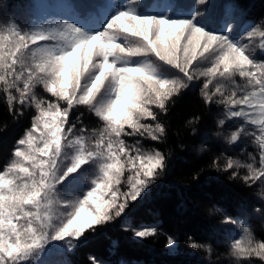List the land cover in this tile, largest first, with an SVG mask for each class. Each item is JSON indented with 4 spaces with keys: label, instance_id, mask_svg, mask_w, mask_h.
I'll return each instance as SVG.
<instances>
[{
    "label": "snow or ice",
    "instance_id": "1",
    "mask_svg": "<svg viewBox=\"0 0 264 264\" xmlns=\"http://www.w3.org/2000/svg\"><path fill=\"white\" fill-rule=\"evenodd\" d=\"M163 3V11H156L160 0H148L147 6L145 0H111L105 15L100 5L75 0L72 16L54 27L23 31L13 25L10 40L0 36V68L4 70L0 83L5 91L14 89L19 94L17 99L9 93L10 104L17 100L22 108L31 101L39 110L31 129L14 148L15 159L0 171V264H64L43 258L72 251L87 239V231L132 214L164 176L167 158L155 149L145 152L138 146L129 147L121 137L146 135L153 141L162 140L165 128L149 105L167 112V102L197 78L194 65L199 62L211 63L201 75L225 81L238 75L251 87L240 94L232 90L227 96L216 87L215 92L205 94L206 103L222 104L228 117L256 126L257 131L251 133L241 126L229 143L242 134L254 136L261 167L245 181L264 177V59L249 50L251 41L259 37L264 56V28L250 26L236 40L231 21L217 28L206 13L186 9L183 0ZM199 3L206 7V0ZM130 37L137 38L136 42L129 44ZM245 38L248 43L242 42ZM51 41L56 43H41ZM29 55L31 63H26ZM172 70L182 76L169 75ZM38 84L57 102L45 108L44 101L36 100L33 89ZM217 93L222 98L213 101ZM61 100L66 105L63 108ZM74 104L89 105L104 122L94 147L89 146L88 129L80 117L79 128L68 119ZM138 117L150 118L155 124L141 123ZM125 163L132 174L126 180L129 190L122 192ZM232 167L230 161L227 168ZM226 223L236 221L226 217ZM124 230L140 239L156 233L147 227ZM175 243L174 238L167 239L170 248ZM190 246L200 247L195 241ZM235 248L238 256L264 259V243L253 241L250 234L246 245L237 240Z\"/></svg>",
    "mask_w": 264,
    "mask_h": 264
},
{
    "label": "trees",
    "instance_id": "2",
    "mask_svg": "<svg viewBox=\"0 0 264 264\" xmlns=\"http://www.w3.org/2000/svg\"><path fill=\"white\" fill-rule=\"evenodd\" d=\"M73 2L0 0V28L10 37L13 25L23 31L34 30L32 23L42 12L41 5H46L51 15L57 17L59 11L69 19ZM87 2L100 5L105 15L111 9L110 0ZM145 3L147 6L148 0ZM183 4L186 9L206 13L207 20L217 28L231 21V35L236 40H241L250 26L264 28V0H213L210 4L206 2L208 8L199 0H183ZM163 9L164 3L160 0V7L154 10ZM242 42L248 43V40L245 38ZM250 46L255 47L257 59H264L258 47L259 37ZM29 60L31 63V56ZM210 66V61L194 65L197 78L167 102V112H161L155 105L149 106L158 113V120L165 128L162 140L153 141L146 135L123 136L129 143L139 141L141 147L163 153L167 158L166 172L129 217L114 218L97 225L94 231H87V239L63 254L64 264H264L259 256L235 254V242L239 240L241 246L246 245L249 234L253 241L264 243V177L245 181V177H251L254 170L258 173L261 167L258 144L254 136L246 134L240 136L236 146L229 143L231 134L241 126L248 133L257 128L241 118L228 117L224 105L207 104L205 96L215 92L216 87L225 96L232 90L238 94L241 90L250 91L251 87L238 75L231 81L201 75ZM3 71L0 68V73ZM172 72L174 76L177 74L175 70ZM209 79L212 82L204 88ZM9 93L0 83V171L7 166L17 142L37 117L35 104H25L22 108L17 100L10 104ZM35 97L44 103L55 101L43 85L36 89ZM221 98L217 93L213 101ZM77 117L88 131L103 132L104 122L89 105L74 104L68 119L79 128L81 123ZM138 118L141 123L155 124L150 118ZM222 119L223 125L219 123ZM230 161L233 167L229 169ZM197 174L199 179H194ZM226 217L236 223H226ZM127 226L155 228L156 233L143 239L134 238L131 231L124 230ZM169 237L176 241L172 251L167 246ZM192 241L200 247H191Z\"/></svg>",
    "mask_w": 264,
    "mask_h": 264
},
{
    "label": "rangeland",
    "instance_id": "3",
    "mask_svg": "<svg viewBox=\"0 0 264 264\" xmlns=\"http://www.w3.org/2000/svg\"><path fill=\"white\" fill-rule=\"evenodd\" d=\"M111 1V0H110ZM118 2H120V1H118ZM206 2H208V4H210L211 2H213V0H206ZM120 3H123V1L122 2H120ZM110 4H111V2H110ZM41 9H42V12H41V14L36 18V19H34V21H33V23H32V26H33V29H35V28H37V27H40V26H44V27H50V26H52V27H54L57 23H60V22H62L63 20H65L66 18H64L63 16H61V14H60V12L58 11L57 12V17H55V16H53V15H51L50 13H48V9H47V6L46 5H41V7H40ZM206 8H208L207 6H206ZM0 36H6V37H8L9 38V40L11 39V37L10 36H8L5 32H4V30L2 29V28H0ZM121 40H123V38H121ZM136 40H137V38H132V37H130V40L128 41L129 42V44H131V43H135L136 42ZM41 43H44V44H49V45H51V44H54V43H56L55 41H51V42H41ZM255 47L254 46H250V48H249V50L251 51V50H255L254 49ZM207 55V54H206ZM29 57H30V55L27 57V59H26V63H30V60H29ZM134 60H139L138 58L137 59H135V58H133ZM154 61H155V58H152ZM17 68L19 69V65L17 66ZM164 69L166 70L167 68L164 66ZM177 73V72H176ZM169 75H174V72H170V73H168ZM176 75H181V74H179V73H177ZM40 85L38 84V85H36V87L33 89V93L35 94L36 93V89L39 87ZM44 88V87H43ZM10 91V93L13 95V96H15V97H17V99H18V97H19V94L14 90V89H10L9 90ZM69 91H71V87L69 88ZM49 93V92H48ZM49 94H51V93H49ZM52 95V94H51ZM53 98H54V100L55 101H53V102H51V103H56L57 102V98L56 97H54L53 96ZM37 100V99H36ZM50 101H47V103H44V107L46 108L47 107V104L49 103ZM25 104H35L34 102H31V101H28V102H26ZM59 104H60V106H61V108H63V107H65L66 105H65V102L64 101H59ZM149 106H151V105H149ZM36 107V106H35ZM90 107V106H89ZM36 111H37V117L39 116V110L36 108ZM125 127H127V126H125ZM31 129V128H30ZM99 134L100 133H98V132H95V131H88L87 132V138H88V141H89V146L90 147H94L95 146V140L96 139H98L99 138ZM25 135H26V133H25ZM25 135L23 136V138L25 137ZM36 135H37V137H39V132H37L36 133ZM121 139H123L124 141H125V143L129 146V147H132V146H138L139 148H140V150L141 151H145V152H151V150H147V149H145V148H143V147H141L140 145H137V142H135L134 144H132V143H129V142H127L126 140H125V138L122 136L121 137ZM239 140V139H238ZM22 148L24 147V146H21ZM13 159H15V157H14V152H13V155H12V158L10 159V161L8 162V164H10L11 162H12V160ZM125 160H126V157H121V162L122 163H124L125 162ZM7 164V165H8ZM5 169V168H4ZM91 173H89V175H90ZM132 174V172H131V170L129 169V167H128V165L125 163V167H124V174H123V176L120 178L121 179V185L119 186L120 187V190L122 191V192H126V191H128L129 190V187H128V185H127V183H126V180H127V177L129 176V175H131ZM57 210H59V209H57ZM54 243V245L56 246V248H59L60 247V245H59V242H53ZM174 248V245L170 248L169 247V250L170 251H172V249ZM69 252V251H68ZM66 252L65 251H63V250H61L57 255H55V256H53V255H48V256H46V257H44L43 259H45L46 261H49V262H52V261H62V259H63V254H65ZM264 260V259H263Z\"/></svg>",
    "mask_w": 264,
    "mask_h": 264
},
{
    "label": "water",
    "instance_id": "4",
    "mask_svg": "<svg viewBox=\"0 0 264 264\" xmlns=\"http://www.w3.org/2000/svg\"><path fill=\"white\" fill-rule=\"evenodd\" d=\"M232 144L235 146V145L237 144V141H235V142H232Z\"/></svg>",
    "mask_w": 264,
    "mask_h": 264
}]
</instances>
